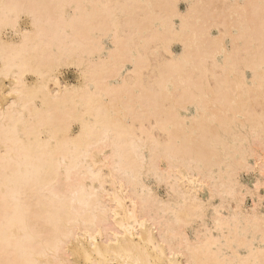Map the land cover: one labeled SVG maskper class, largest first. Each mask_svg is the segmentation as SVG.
<instances>
[{
	"label": "bare ground",
	"instance_id": "obj_1",
	"mask_svg": "<svg viewBox=\"0 0 264 264\" xmlns=\"http://www.w3.org/2000/svg\"><path fill=\"white\" fill-rule=\"evenodd\" d=\"M261 188L264 0H0V264H264Z\"/></svg>",
	"mask_w": 264,
	"mask_h": 264
},
{
	"label": "rangeland",
	"instance_id": "obj_2",
	"mask_svg": "<svg viewBox=\"0 0 264 264\" xmlns=\"http://www.w3.org/2000/svg\"><path fill=\"white\" fill-rule=\"evenodd\" d=\"M180 9H181V11H185V9H186V4H181L180 5ZM23 25H25V23L23 22L22 23ZM215 33V32H214ZM181 49V47L179 46V45H177V44H175V46H173V51H174V53L175 54H178V53H180V50ZM76 77H77V74H76V71L73 69V68H71V69H65V72H64V78L66 79V81L67 82H69V83H71V84H75L76 82H77V79H76ZM192 112H193V110H192ZM191 113V112H190ZM189 113V114H190ZM74 131L76 132V128L74 129ZM253 159H251L250 161H251V164H253L254 163V160L252 161ZM253 162V163H252ZM251 173V174H250ZM250 173H243L242 175H241V178H242V180H244V181H242V183L243 184H245V185H252L253 184V182H254V175H253V173L252 172H250ZM245 174V175H244ZM247 174V175H246ZM252 176V177H251ZM244 178V179H243ZM151 184H152V186H154L155 187V184L151 181ZM161 187H162V189H161ZM160 187V189H159V187H156L157 188V190L159 191V193L161 194V196H164L165 195V190H164V187L163 186H161ZM163 192H162V191ZM262 192V193H261ZM259 193L261 194V195H264V191H263V188H261L260 190H259ZM164 194V195H163ZM202 198L204 199V200H206L207 198H208V193L207 192H204L203 194H202ZM252 204H253V201H252V199H251V197L250 196H248L247 197V200H246V205L248 206V207H251L252 206Z\"/></svg>",
	"mask_w": 264,
	"mask_h": 264
}]
</instances>
